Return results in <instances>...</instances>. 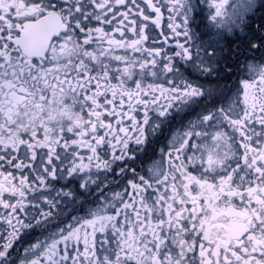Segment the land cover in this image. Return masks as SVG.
<instances>
[{"label":"snow or ice","instance_id":"obj_1","mask_svg":"<svg viewBox=\"0 0 264 264\" xmlns=\"http://www.w3.org/2000/svg\"><path fill=\"white\" fill-rule=\"evenodd\" d=\"M0 264H264V0H0Z\"/></svg>","mask_w":264,"mask_h":264}]
</instances>
